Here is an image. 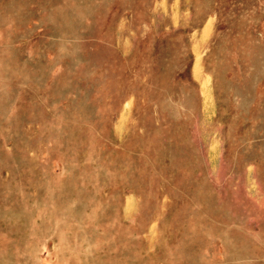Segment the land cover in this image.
Instances as JSON below:
<instances>
[{
	"label": "rangeland",
	"instance_id": "rangeland-1",
	"mask_svg": "<svg viewBox=\"0 0 264 264\" xmlns=\"http://www.w3.org/2000/svg\"><path fill=\"white\" fill-rule=\"evenodd\" d=\"M0 264H264V0H0Z\"/></svg>",
	"mask_w": 264,
	"mask_h": 264
}]
</instances>
